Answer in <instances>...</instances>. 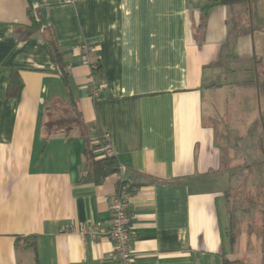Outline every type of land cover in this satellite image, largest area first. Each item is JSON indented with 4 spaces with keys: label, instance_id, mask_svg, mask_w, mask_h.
Listing matches in <instances>:
<instances>
[{
    "label": "crops",
    "instance_id": "crops-1",
    "mask_svg": "<svg viewBox=\"0 0 264 264\" xmlns=\"http://www.w3.org/2000/svg\"><path fill=\"white\" fill-rule=\"evenodd\" d=\"M205 2L0 0V264H124L108 237L76 230L109 228L120 180L133 188L130 264H264L261 234L240 227L230 245L224 194L226 170L264 141V0L203 19ZM13 68L18 98L6 94ZM86 138L92 157L108 143L119 164L99 183L86 178ZM231 139L242 151L225 162Z\"/></svg>",
    "mask_w": 264,
    "mask_h": 264
},
{
    "label": "trees",
    "instance_id": "trees-1",
    "mask_svg": "<svg viewBox=\"0 0 264 264\" xmlns=\"http://www.w3.org/2000/svg\"><path fill=\"white\" fill-rule=\"evenodd\" d=\"M248 0H206V2L201 6V12L203 19L208 15L211 8H213L215 5L223 4V5H236V4H244ZM31 25L27 27V30H34L37 28V22L32 14H29ZM46 45L48 47L49 54L51 56V59L53 60V63L57 69V71L65 78L66 73L64 69V62L61 56V52L58 48V45L54 39L53 36H49L45 38ZM23 88V83L21 81V78L19 76V72L17 69H11L9 74V81L7 84L6 94L11 97L18 98L21 94ZM77 117H79L78 113L76 114ZM60 125V124H57ZM86 146L84 150V154L87 160L86 166H87V172H86V178L92 180L94 183H99L103 178H105L107 175L118 172L119 171V164L116 160V158L113 155H105L101 158H94L91 155V152L93 151L92 147L89 145V140L86 138ZM230 141V140H229ZM228 141V143H229ZM227 144V141H226ZM233 147L237 148L239 147V144L236 143L233 144ZM224 150V149H223ZM235 150V149H234ZM257 150L260 154H264V141L263 139L258 140V147ZM242 163L239 165L231 166L230 168H233L235 172H248L252 170L251 168L254 165L255 160H249L244 156L241 157ZM247 168V169H246ZM238 170V171H237ZM234 174H231L233 176ZM119 183H125L130 188V184L125 180H120ZM238 186V185H237ZM237 189V190H236ZM259 189V188H258ZM260 190V189H259ZM258 192V191H257ZM259 193V192H258ZM225 194V200L227 205L229 206V223H228V237H229V243L231 246H234L236 243L237 235L239 232L238 229V221L235 216L236 210H239L240 208L237 207V209H234L233 211L230 210V204L232 197L235 199L238 195H244L240 191V188H234V190H231V188L224 192ZM231 195V197H230ZM260 195V193H259ZM256 196L257 202L260 200L261 196ZM263 202H264V196ZM251 205H255L256 201L252 200L250 201ZM234 204V203H233ZM238 205V204H237ZM235 206V204H234ZM252 209L249 208L246 211H251ZM15 247L22 248V249H29L35 252V238L33 235L29 236H20L17 235L15 237ZM223 264H243L239 261H230L227 259H223Z\"/></svg>",
    "mask_w": 264,
    "mask_h": 264
},
{
    "label": "rangeland",
    "instance_id": "rangeland-1",
    "mask_svg": "<svg viewBox=\"0 0 264 264\" xmlns=\"http://www.w3.org/2000/svg\"><path fill=\"white\" fill-rule=\"evenodd\" d=\"M219 98H221V96L218 97L217 99ZM234 143H236V140L231 139V141H229V145L230 147L232 146V148L226 147L222 151L223 161L225 162L229 161L232 157V152L233 153L236 152L237 156H239V153L242 151V143L240 144V148L238 147L233 148ZM246 153H245V157L249 160V162L251 160H255L254 165L251 168L252 170L248 172H241V173L235 172L234 169L230 167L226 170L227 176H228L227 185L229 189L231 188V190H234V188L238 187L240 188V191L244 193V195L236 196L235 199L232 197V200L230 201L231 202L230 210L233 211L234 209H237V207L240 208L239 210H236V215L238 218L237 219L238 229L241 227V230L257 232L258 234H261L264 239V202L262 198L264 196V154H260L258 157H256V156H252L251 154H248V152ZM231 174H234V175L231 176ZM257 191L260 193V195ZM255 195L261 196L258 202L256 200ZM252 200L256 201V203H254L255 205H251L250 201ZM233 203L235 204V206ZM228 207L229 206L227 205V209L229 212ZM249 208H251L252 210L249 212L248 215H245L244 220L240 222L238 212L243 215L241 211H243L244 213H248L246 210ZM237 238H238V235H237ZM233 261H236V260H233Z\"/></svg>",
    "mask_w": 264,
    "mask_h": 264
},
{
    "label": "built area",
    "instance_id": "built-area-1",
    "mask_svg": "<svg viewBox=\"0 0 264 264\" xmlns=\"http://www.w3.org/2000/svg\"><path fill=\"white\" fill-rule=\"evenodd\" d=\"M65 3H73L76 0H63ZM90 47L83 45L81 51L83 53V60L89 63L91 70L95 68L94 63H90L88 59V52ZM92 95L97 93V86L91 87ZM105 134V140H107ZM106 154L112 155L109 144L106 143ZM133 194V188H130L125 183H119L117 189L111 194L108 202L110 212V225L106 230H101L98 225L88 223L78 227L76 230L79 234L96 239L99 237H108L112 244V253L114 256L120 258L124 264H130L133 261V252L130 246L131 238V222L129 218V204Z\"/></svg>",
    "mask_w": 264,
    "mask_h": 264
}]
</instances>
